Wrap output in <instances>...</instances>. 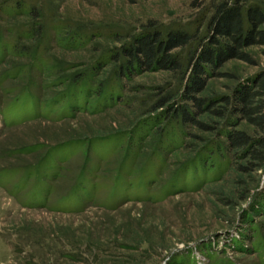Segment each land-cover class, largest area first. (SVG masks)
I'll list each match as a JSON object with an SVG mask.
<instances>
[{
  "label": "rangeland",
  "instance_id": "rangeland-1",
  "mask_svg": "<svg viewBox=\"0 0 264 264\" xmlns=\"http://www.w3.org/2000/svg\"><path fill=\"white\" fill-rule=\"evenodd\" d=\"M193 1L0 0V264H264V216L210 188L225 138L170 114L185 72L128 80L109 59L151 20L193 29L212 0ZM246 50L209 92L264 69Z\"/></svg>",
  "mask_w": 264,
  "mask_h": 264
},
{
  "label": "trees",
  "instance_id": "trees-1",
  "mask_svg": "<svg viewBox=\"0 0 264 264\" xmlns=\"http://www.w3.org/2000/svg\"><path fill=\"white\" fill-rule=\"evenodd\" d=\"M198 1L193 5L198 6ZM209 7L210 13L196 18L193 29L189 24L164 26L151 20L111 51L109 59L128 80L147 71L185 72L178 95L182 101L170 114L225 138L218 146L231 160V174L210 188L228 208L247 202L243 216L256 230L257 218L264 216V69L239 81L226 94L209 92L208 82L222 76L220 69L230 59L256 64L246 48L264 46V0H212ZM32 11L37 19L40 12L36 7ZM69 40V46H81L76 39ZM169 97L162 98L160 104L169 108ZM243 121L250 130L238 128ZM261 225L263 228L264 221Z\"/></svg>",
  "mask_w": 264,
  "mask_h": 264
}]
</instances>
